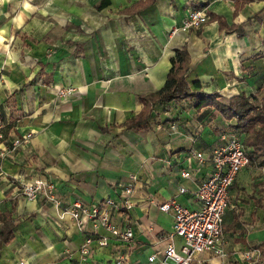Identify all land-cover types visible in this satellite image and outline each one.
Returning <instances> with one entry per match:
<instances>
[{
    "label": "crops",
    "instance_id": "obj_1",
    "mask_svg": "<svg viewBox=\"0 0 264 264\" xmlns=\"http://www.w3.org/2000/svg\"><path fill=\"white\" fill-rule=\"evenodd\" d=\"M146 2L0 0V113L6 117L0 152L33 134L1 162L0 215H10L17 227L12 240L0 236V264H78L85 235L62 212L77 200L117 199L133 177L134 207L114 219L133 230L134 241L96 248L91 264H115L121 253H129L132 264H161L174 218L157 204L176 198L200 208L195 195L213 170L212 151L236 124L213 108L197 112L191 100L146 104L165 87L176 51L189 53L193 90L200 82L201 91L220 93L224 103L256 93L263 98L264 0ZM193 10L209 16L199 31L184 29ZM233 26L242 36L228 30ZM69 87L77 93L59 98ZM149 113L146 125L134 126ZM184 171L191 177L183 178ZM37 178L56 184L60 207L26 200L23 187ZM174 243L180 249L183 240ZM223 248L225 258L203 253L199 259L253 264L255 258L244 255L260 249L257 264H264V166L258 162L244 168L230 190Z\"/></svg>",
    "mask_w": 264,
    "mask_h": 264
},
{
    "label": "built area",
    "instance_id": "obj_2",
    "mask_svg": "<svg viewBox=\"0 0 264 264\" xmlns=\"http://www.w3.org/2000/svg\"><path fill=\"white\" fill-rule=\"evenodd\" d=\"M209 16L205 11L193 10L189 13L184 29L199 31L208 24ZM177 30L173 31V34ZM77 93L73 87L62 88L58 91L59 98H69ZM3 126L0 124V140L4 139ZM33 137L27 133L23 137L12 140L0 152L1 162L9 155L29 142ZM222 143L212 151L213 170L210 176L200 185L196 192V199L200 202V208L191 210L183 206L176 198L158 203L157 207L161 212L172 213L174 218L173 230L163 242L167 244L164 258L161 264H204L199 259L203 253H212L219 258H225L223 248L224 218L230 201V190L238 174L250 165V159L246 154L244 144L239 136L232 132H225L221 136ZM193 156L200 162L205 158L202 153H194ZM183 178H190L191 173L184 171ZM124 187L117 199H108L103 204L87 205L80 200L75 201L72 206L62 212V216L69 215L75 222L78 229L85 235L84 242L79 249L78 264H91L96 248L108 247L112 242L120 245L131 246L134 241L132 229L124 230L114 219L118 211L131 210L134 207L132 200L133 184ZM187 190L181 187L180 194ZM23 196L28 201L45 200L60 207V201L56 194V184L45 181L42 178L32 180L25 184L22 190ZM106 235H101V231ZM181 238L183 244L180 249L176 248L175 238ZM261 255L260 249L247 252L244 258L248 261H255ZM130 254H118L115 257V264H132ZM156 255L149 260L156 261ZM18 264H25L23 261Z\"/></svg>",
    "mask_w": 264,
    "mask_h": 264
},
{
    "label": "trees",
    "instance_id": "obj_3",
    "mask_svg": "<svg viewBox=\"0 0 264 264\" xmlns=\"http://www.w3.org/2000/svg\"><path fill=\"white\" fill-rule=\"evenodd\" d=\"M147 5L154 3L155 0H147ZM219 20L220 28L225 29L224 21ZM230 31L237 32L240 36L242 33L237 26L228 28ZM190 71V56L187 49L176 51L172 59V67L168 75L165 87L156 94L145 98L146 104L156 106L164 103H181L191 100L197 112L206 108L215 109L222 117L228 121L236 120V124L230 127V131L237 136L245 135L243 141L245 151L251 162H258L264 166V95L259 98L258 93L251 96H235L228 99L227 103L222 100L220 93L211 94L201 91L200 82L194 84L195 90L187 82V75ZM264 91V87L258 92ZM151 114H147L144 123H135L134 126L146 125ZM145 117V116H144ZM0 124L3 126L2 133L5 138L6 117L0 113ZM0 220L6 222V227L1 230L0 236L3 241L8 242L13 239V232L17 227L16 221L10 215H0Z\"/></svg>",
    "mask_w": 264,
    "mask_h": 264
}]
</instances>
